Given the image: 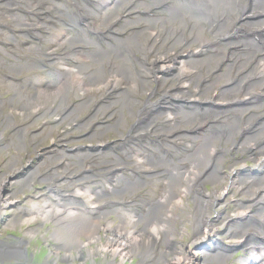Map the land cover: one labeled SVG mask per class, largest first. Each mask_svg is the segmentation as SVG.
I'll return each mask as SVG.
<instances>
[{"label": "bare ground", "instance_id": "1", "mask_svg": "<svg viewBox=\"0 0 264 264\" xmlns=\"http://www.w3.org/2000/svg\"><path fill=\"white\" fill-rule=\"evenodd\" d=\"M216 8L218 10H221L227 18V22L225 23L223 30H226L230 22L233 20V18L236 16L237 8L234 5L233 0H219L216 2ZM201 11L199 14L195 16H200ZM209 16V15H208ZM251 26V25H250ZM253 26V25H252ZM140 45L138 44L137 40L135 39L132 42H128L124 44V54L128 55L130 52L139 51ZM93 77L98 76V71H95L91 74ZM54 80L51 81V83L47 87L43 89V93H37V95L32 96L34 98H27L25 102H22L21 108H25L26 110L34 108L36 103L39 101L41 96H48L51 98H54L57 93L62 92L63 95H65V92L68 89V84L65 81H61V79L57 78L56 76L53 77ZM8 86H11V90L13 91V86L10 84H7ZM54 86V87H53ZM53 87V88H52ZM54 96H52V94ZM16 96H18V89L14 88V93L9 97V100L12 101ZM50 128L44 130L39 136H37V142H42L45 138L46 132ZM226 141H229V135L226 138ZM23 147V144L21 143L20 139L18 137H15L13 142L9 144L6 148L0 149V159L4 156H7L6 162L4 163V171L0 174V213L6 209H10L14 207L15 204H17L14 199L20 197V193L23 192L25 188V183L28 182L33 174L39 169V167H36L31 170H25L23 174L14 176L15 172L19 170V168L22 166L21 162L23 159L21 158V155H19L18 151ZM208 155L201 156V162L195 163L194 167L190 170H184L181 172V174L185 175H193L197 172L202 171L208 164H209V157ZM25 165V162H24ZM216 168V162H214L212 169ZM222 179H226V176H221L218 179L219 181H222ZM257 182H262V180H259ZM191 182L188 183L187 186H180L182 190L185 191V207L188 203L196 202L197 203V209L199 210V219L195 226V228L198 229L196 234H200L204 231V229L207 228L205 225L206 221L208 220V214L204 211V209L201 207L202 205H206L207 208H214L219 203V197L222 193V191H218L215 189L207 190L201 192L199 190V184L195 185V187L192 189L190 188ZM164 204L161 205L157 213L153 216V218L162 224L165 225V228L167 229V235L171 238L174 237L178 240L181 238V232H185V224H190L192 221V218L190 216V211H186L185 208L183 210H180V207L182 205V201L178 200L177 204L171 205L170 200L164 198L162 201ZM1 203H4L2 205ZM53 205L41 207L37 205L36 203H32L30 207H18L19 211L24 213V216H29L30 218L33 217H40L42 218H49L53 213V209L51 208ZM47 207V208H46ZM49 207V208H48ZM18 219V215L12 214L11 216L7 217L5 220V224H12ZM65 220V223H62L61 221ZM80 220H83L79 223ZM99 221V220H98ZM28 223L29 220L26 219H18L16 221V225L20 223ZM62 223L64 225V228L67 227H73L74 233V239L75 243H66L64 240H59L58 248L65 250V253L63 254V258L66 262H70V260L74 259L75 255L71 253V250L76 251V256H79L80 258L85 255V253L82 251L80 252L82 248H87L86 243L79 242L76 240L77 236H83L86 238V240L89 242L91 240V257L96 255V253H100L99 249L102 248L100 246L101 241L103 244L110 246L111 243L115 242V240L110 237V233L105 231L103 239H100L97 233L93 232V227L95 230H97L99 227H101L100 223H94L91 220H84L79 218L75 215H70L67 218H60L55 221V223ZM112 222L107 223L106 226L111 225ZM175 224H180V230L175 231ZM126 225H131L129 222H126ZM63 226H57L54 228L52 234H54V237L56 239L59 238L60 233L64 229ZM91 228V231L89 229ZM214 228V227H212ZM119 233L121 236V239L124 241L125 246H127V254H124V258H126L125 255L128 257L135 256V255H141L140 260L136 264H150L149 260L150 257L148 255L142 254L140 248L142 245H145L147 243H150V240L154 238V234H148L147 240L140 239L141 236L138 237V234H131V238L127 239V236L129 234V229L124 225V223L121 222V224H118ZM28 234H32L31 230L27 231ZM152 233H155L152 231ZM117 237V234L114 235V238ZM190 237V233H188V238ZM142 240V241H139ZM6 243H1L0 245H3ZM8 246H0V259H5L8 257H18L22 255L23 251L19 248L23 249L22 244H15V245H9ZM76 245V246H75ZM15 246V247H14ZM7 247V248H3ZM74 247V248H73ZM114 247L119 248L121 247V244L115 245ZM106 250V248H105ZM90 251H86V255H89ZM60 255V254H58ZM111 257V256H110ZM159 257V256H158ZM157 257V258H158ZM186 261H182V257L179 255L178 252H173L172 254H169V256L165 255V250L162 251V255H160V258L154 261V264H186L188 262V259L185 257ZM206 261V259L204 260ZM54 263L56 261H53ZM219 263V257L218 256H212L209 259L208 263Z\"/></svg>", "mask_w": 264, "mask_h": 264}, {"label": "rangeland", "instance_id": "2", "mask_svg": "<svg viewBox=\"0 0 264 264\" xmlns=\"http://www.w3.org/2000/svg\"><path fill=\"white\" fill-rule=\"evenodd\" d=\"M22 226L23 225L17 226V228L20 230ZM1 228H0V233L4 236L5 235L4 231L1 230ZM10 228L11 227H9L6 231H11ZM40 228H42V226ZM23 236H24V234L21 233V235H18V238L22 239ZM39 236H40V234H39ZM9 238L12 240H15L12 237H9ZM30 239H31V241L34 242V243L29 244V249L27 251L28 257H30V260H31V264H42V263L45 264V262H48V264H50V263L52 264V261H54L55 257L57 258V264H69V263L82 264L83 261H81V260H82V258H84L86 256V252H85L86 249H85V251H84L85 255H83L80 258L81 260H78L77 257H75L74 259L70 260V262L68 263L63 258L64 257L63 254L65 253V251H61L60 255H54L53 253L51 254V252L49 250L45 249L46 248L45 245L43 246L44 248H42L41 246H39V248H37L38 244L32 238H30ZM51 249H52V252H55V254L58 253V250H54V248H51ZM106 252H108V251L106 250ZM96 254H100V253H96ZM33 257H34V259H31ZM101 258L102 257H100V256H96L94 264H104L101 262ZM53 264H55V263L53 262Z\"/></svg>", "mask_w": 264, "mask_h": 264}]
</instances>
